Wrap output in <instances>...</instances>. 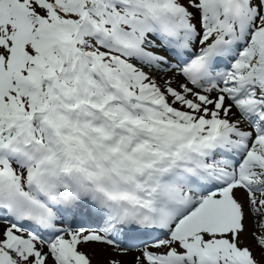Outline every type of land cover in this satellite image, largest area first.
<instances>
[{
    "label": "snow or ice",
    "instance_id": "obj_1",
    "mask_svg": "<svg viewBox=\"0 0 264 264\" xmlns=\"http://www.w3.org/2000/svg\"><path fill=\"white\" fill-rule=\"evenodd\" d=\"M0 264H264V0H0Z\"/></svg>",
    "mask_w": 264,
    "mask_h": 264
}]
</instances>
